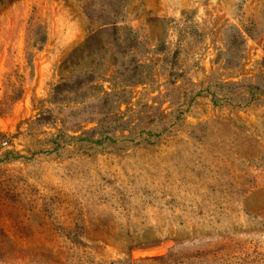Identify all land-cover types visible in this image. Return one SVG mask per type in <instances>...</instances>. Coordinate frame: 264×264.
Wrapping results in <instances>:
<instances>
[{"label":"rangeland","instance_id":"obj_1","mask_svg":"<svg viewBox=\"0 0 264 264\" xmlns=\"http://www.w3.org/2000/svg\"><path fill=\"white\" fill-rule=\"evenodd\" d=\"M0 159V264H264V0H0Z\"/></svg>","mask_w":264,"mask_h":264},{"label":"trees","instance_id":"obj_2","mask_svg":"<svg viewBox=\"0 0 264 264\" xmlns=\"http://www.w3.org/2000/svg\"><path fill=\"white\" fill-rule=\"evenodd\" d=\"M109 30L110 31L111 30L112 31H118L119 29L117 26H114L113 28L105 27L102 31L90 36L86 40L85 45H86V47L88 46L91 49V53L100 52V53L107 54L108 45L104 46L101 33H103V31L107 32ZM134 42L135 41L132 39H130V40L127 39L126 42H124L125 46L120 45L121 47H123L122 53L123 54L128 53L130 51V49L133 47ZM91 56H94V54H92ZM74 65H79V63L74 58H71L70 64L67 67L68 73L72 72ZM93 76L94 75H93L92 71H87L84 74V76H81L79 74V75H77L76 79H74V80H66V81H62L61 83L57 84L53 89L51 102L52 103H60V100H62L60 98H62V96L64 94L65 95L68 94V95L72 96V100H74V96L78 97L79 93L81 91H83L84 89H86L93 82V79H94ZM128 78H133V75L129 76ZM108 96H111V94H107V97ZM104 105H106V102ZM106 114H107L106 116H108V118H110L109 116H113L116 113L113 111H108ZM108 118L106 117V119L105 118L104 119H102V118L98 119L97 120L98 124L96 127H93L91 129H85L79 135L68 136L63 131H60L56 135L55 139L52 140V144L54 145V150H58V148L60 146L65 145V144H73V145H81V146H104V145H106V142L115 143L116 139H115V137L110 135V129H115V128H117L118 125H117V123H115V121H114V123L113 122L108 123V120H107ZM108 130H109V132H108ZM150 133H152V132H150ZM8 153L9 154H7L6 158H8L9 160L10 159L11 160H17L20 156V155H16L15 153H12V152H8ZM10 154H13V157H11ZM8 159H6V160H8ZM0 160H2L4 162L3 159H0Z\"/></svg>","mask_w":264,"mask_h":264}]
</instances>
